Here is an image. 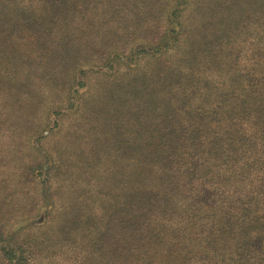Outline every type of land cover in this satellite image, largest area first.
<instances>
[{"label": "trees", "instance_id": "1", "mask_svg": "<svg viewBox=\"0 0 264 264\" xmlns=\"http://www.w3.org/2000/svg\"><path fill=\"white\" fill-rule=\"evenodd\" d=\"M94 1L0 0V130L9 144L39 132L40 105L70 90L76 65L103 59L88 32L117 37L103 45L142 40L152 58L106 74L76 104L79 90L67 97L77 117L59 148L74 154L77 177L62 152L32 145L7 172L0 264L50 259L53 244L65 246L63 264H264V0H196L171 29L165 0H105L100 12ZM91 3L88 13L111 24L79 27ZM59 188L66 209L52 206ZM18 190L27 200L6 204ZM18 217H33L44 237H14L6 224Z\"/></svg>", "mask_w": 264, "mask_h": 264}, {"label": "rangeland", "instance_id": "2", "mask_svg": "<svg viewBox=\"0 0 264 264\" xmlns=\"http://www.w3.org/2000/svg\"><path fill=\"white\" fill-rule=\"evenodd\" d=\"M194 1L196 0H165L164 9H166L167 12L163 15L162 18V24L164 28L166 27L168 29H171L173 27V24H171V22H177L180 20L182 21L185 18L189 19V15L191 14V11L193 9ZM94 3L96 4V9L99 12L107 9V6L104 4L105 0H95ZM91 5L92 3L87 6L88 9H85V15L83 16V18L77 17V19L80 18L82 20V22H78L79 27L83 26V24H90L93 27H95L98 23L103 24L106 22L108 24H111L112 19H110L109 16L104 12L97 16L88 13ZM77 7L80 8V6ZM137 21L138 20L135 17H131L130 22L132 24L129 28L130 31L132 30V28L136 27L135 22ZM139 23L140 29H138L137 32L141 36L144 33L143 29L148 28L149 25H151V17L141 20L139 21ZM105 31L108 32V29H105ZM119 32L122 33V30H119ZM88 33V35L91 37L90 41L92 42V51L94 56L96 57L98 56V54L99 56L102 54V56L104 57L103 59L98 60V63H95L93 66L89 64H78V66L76 65V69L73 72L74 79H72L73 81L71 83L70 90L66 88L63 94L58 97L59 99H55L54 101L46 100L43 105H40V110L38 111L40 125L39 132L32 135L29 142L23 140H14L13 143L9 144L10 138H8V136L10 132L0 130V162L1 165H3L0 169V182H2V180L4 182L8 180L7 172L10 170V168H12L13 170L15 166H22L28 161L30 153L33 151L32 146L38 148L41 152L45 151L44 149H49L51 151H54V153H58V151L62 152V160L67 164V166H70L71 169L69 168V166L68 169L71 172L74 171V174H72V176L74 177L75 175L77 177L80 169H78V163L75 162V158L73 156L74 154L72 153V156L68 155V153L62 150V147L59 148V144L64 136L66 140L69 139L70 133H72V130L69 131V129L72 123L75 122V118L77 117V113L75 112V105L73 106L70 99H67V97L71 95L74 88L79 90V94L73 93L72 95L74 103L76 104L75 98L83 93L84 90H94L97 86L96 82L101 78H104L106 74L120 75L127 70H132L136 66H142L146 63L149 64L152 61V58L149 56V54L142 52V49L144 48L148 50L146 44L142 40L130 39L127 41L129 43L125 45L122 43V41L110 45L108 42L107 45H103L104 40H108L110 38H112V40H116L117 37L113 34H110L105 39H102L101 33L95 34L94 31ZM107 50L109 52H107ZM9 123L10 119L6 121L4 126H7ZM26 132L27 131H25V133ZM84 141H88L87 136L81 138V142L78 143V145L81 146L82 142ZM106 167L107 164L100 165L98 167H95L94 171H99L100 173H102ZM4 182H2L1 184L0 198L3 197L6 193L11 192L10 188L6 189L4 187L2 189ZM38 185L41 186L40 191L38 192L44 194L42 190L45 187L41 184ZM34 191L37 192V190ZM31 193L34 192L30 191L29 194L31 195ZM27 196L29 197V195ZM6 197L11 200V202H8V199L6 200V204H11V207H16L14 203L18 207V205L22 204V201L26 198L23 190H18L17 196L14 194L11 195L10 198L9 196ZM13 200H17V202L13 203ZM52 201V206L54 209L59 207L66 209V206L68 205L67 191H63V188H59ZM5 206L6 205H4V208ZM22 218L23 221L20 217H18L9 220L6 224V227L10 231H13L15 227H17V229L13 231L14 237L19 236L18 238L21 239L25 234H39V239L41 238V236L44 237L45 228L42 229L39 222H36L33 217L31 219H25L24 217ZM18 223L22 224L18 225ZM65 251V246L60 248L58 245L53 244L48 253H52L51 258L41 259L38 255L34 263L63 264L65 262L67 254L65 253Z\"/></svg>", "mask_w": 264, "mask_h": 264}]
</instances>
